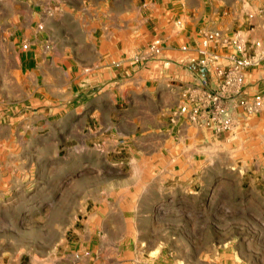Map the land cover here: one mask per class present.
Listing matches in <instances>:
<instances>
[{
    "label": "crops",
    "instance_id": "0c3cea01",
    "mask_svg": "<svg viewBox=\"0 0 264 264\" xmlns=\"http://www.w3.org/2000/svg\"><path fill=\"white\" fill-rule=\"evenodd\" d=\"M247 8L261 13L244 19ZM249 25L248 38L261 46L255 53L264 54V0H0V71L5 73L0 76V124L16 119L9 112L19 107L25 111L19 117L25 130L52 137L66 129L83 134L80 142L100 145L91 148L98 160L89 157L84 165L105 183L108 164L115 165L107 158H114L117 144L128 151L147 147L155 156L149 184L166 198L164 185L185 183L188 169L196 165L191 159L171 158L165 142H203L207 134L185 121L170 124L166 116L198 76L197 34L229 33L234 27L246 31ZM24 42L28 49L23 51L19 47ZM152 43L158 47L154 57L140 64L127 60ZM213 51L225 52L220 46ZM263 62L246 70L242 95L264 94ZM213 81L211 74L209 86ZM81 103L85 107L77 110ZM67 105H73L67 115L48 122L50 112ZM31 107L40 113L29 114ZM76 110L87 112L78 118ZM121 182L127 183L124 178ZM148 189L140 187L130 212L116 207L77 214L61 253L40 264H153L156 258L148 254L162 242L153 235L151 239L150 228L136 218L145 214L137 201Z\"/></svg>",
    "mask_w": 264,
    "mask_h": 264
},
{
    "label": "rangeland",
    "instance_id": "374dc122",
    "mask_svg": "<svg viewBox=\"0 0 264 264\" xmlns=\"http://www.w3.org/2000/svg\"><path fill=\"white\" fill-rule=\"evenodd\" d=\"M147 47L127 60L146 62ZM84 107L81 103L77 110ZM71 108L50 112L48 122ZM24 112L12 109L9 114L16 119L0 124V264L50 262L70 240L77 214L116 207L130 212L140 187L149 193L137 201L145 214L136 218L150 228V238L162 242L148 254L156 258L153 264H264V106L230 134L206 132L204 141L196 143L194 138L166 141L171 158L191 159L196 165L188 169L185 183L164 185L166 198L149 184L155 156L147 147L128 151L117 144L114 158H107L115 165L108 164V181L101 182L84 165L89 157L98 160L91 153L99 143L80 142L84 135H71L67 129L53 137L25 130V121H19ZM29 112L40 113L32 107ZM86 112L77 111V117ZM105 193L108 198L100 199Z\"/></svg>",
    "mask_w": 264,
    "mask_h": 264
},
{
    "label": "built area",
    "instance_id": "2783aa9c",
    "mask_svg": "<svg viewBox=\"0 0 264 264\" xmlns=\"http://www.w3.org/2000/svg\"><path fill=\"white\" fill-rule=\"evenodd\" d=\"M253 18V14L246 15L247 20ZM249 26L246 31L239 28L229 33L207 30L197 34L195 68L198 76L183 94L182 101L166 112L170 124L185 121L213 135L230 134L243 120L263 108L264 94L242 95L246 70L256 67L264 59V54L255 53L260 47L259 41L248 38L252 25ZM36 29L41 30V26L37 25ZM215 46L222 47L224 54H216ZM19 48L24 51L28 44L21 43ZM180 50L185 51L187 47L181 46ZM156 54L157 43H152L147 47L145 57L149 59ZM211 74L214 81L209 86Z\"/></svg>",
    "mask_w": 264,
    "mask_h": 264
}]
</instances>
